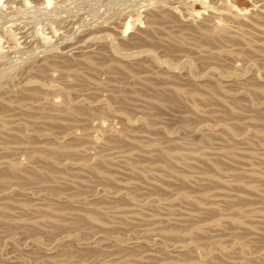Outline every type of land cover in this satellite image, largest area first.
I'll list each match as a JSON object with an SVG mask.
<instances>
[{
	"label": "rangeland",
	"instance_id": "1",
	"mask_svg": "<svg viewBox=\"0 0 264 264\" xmlns=\"http://www.w3.org/2000/svg\"><path fill=\"white\" fill-rule=\"evenodd\" d=\"M0 264H264V0H0Z\"/></svg>",
	"mask_w": 264,
	"mask_h": 264
},
{
	"label": "bare ground",
	"instance_id": "2",
	"mask_svg": "<svg viewBox=\"0 0 264 264\" xmlns=\"http://www.w3.org/2000/svg\"><path fill=\"white\" fill-rule=\"evenodd\" d=\"M233 3H236L238 0H231ZM223 2V1H222ZM225 4V3H224ZM232 7H235V5H232ZM227 8H229V7H227ZM3 75V74H2ZM201 132V131H200ZM203 132V131H202ZM197 134V133H196ZM198 135H199V133H198ZM197 135V136H198ZM201 135V134H200ZM199 135V136H200ZM118 155V154H117ZM123 156V155H122ZM125 158V157H124ZM129 158V157H128ZM258 161V160H257ZM256 170V169H255ZM254 172V171H253ZM257 172V171H256ZM255 174H257V173H255ZM191 179V178H190ZM195 181V180H194ZM228 186V185H227ZM179 197V196H178ZM181 197V196H180ZM179 197V198H180ZM183 197H181V199H182ZM187 198V197H186ZM184 199V198H183ZM171 203V202H170ZM143 206V205H142ZM88 217V219H90V220H92V221H94L96 218L93 216V215H89V216H87ZM256 217V216H255ZM131 219V218H130ZM171 220H173L172 218H171ZM95 222H96V220H95ZM149 222V221H148ZM151 223V222H150ZM138 239V238H137ZM179 247V246H178ZM180 249V248H179ZM176 250V249H175ZM209 256V255H208ZM143 259V258H142ZM12 260V259H11ZM130 261V260H129Z\"/></svg>",
	"mask_w": 264,
	"mask_h": 264
}]
</instances>
